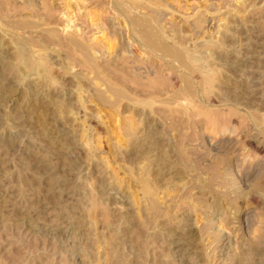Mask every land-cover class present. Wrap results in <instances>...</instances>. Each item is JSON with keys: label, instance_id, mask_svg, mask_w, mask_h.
I'll return each instance as SVG.
<instances>
[{"label": "rangeland", "instance_id": "obj_1", "mask_svg": "<svg viewBox=\"0 0 264 264\" xmlns=\"http://www.w3.org/2000/svg\"><path fill=\"white\" fill-rule=\"evenodd\" d=\"M0 264H264V0H0Z\"/></svg>", "mask_w": 264, "mask_h": 264}, {"label": "bare ground", "instance_id": "obj_2", "mask_svg": "<svg viewBox=\"0 0 264 264\" xmlns=\"http://www.w3.org/2000/svg\"><path fill=\"white\" fill-rule=\"evenodd\" d=\"M144 38L148 41V36L146 34H144ZM94 39V38H93ZM92 51V50H91ZM168 52L171 54V56L175 59H177L178 61H180L181 63L185 62V57L183 54L179 53V52H176V51H173V50H168ZM136 54V53H134ZM138 56V55H137ZM83 58V57H82ZM165 61V60H164ZM87 64L89 65V67L92 69L93 72H95L96 74H100V65H98V63H96L95 61L91 60V59H87L86 60ZM147 62V61H146ZM154 64V63H153ZM117 66V65H116ZM135 66V65H134ZM102 68V67H101ZM146 68V67H145ZM147 69V68H146ZM162 70V69H161ZM150 72V71H149ZM109 75V74H108ZM114 76V75H113ZM114 78V77H112ZM117 78V77H116ZM118 79V78H117ZM107 81V80H106ZM117 82V81H116ZM150 83V82H149ZM156 83V82H155ZM110 84V83H109ZM157 84V83H156ZM147 85V84H146ZM151 85H152V82H151ZM150 85V86H151ZM145 86V85H144ZM148 86V85H147ZM147 86L145 88H147ZM152 87H155V84L152 86ZM125 88V87H124ZM149 88V87H148ZM157 88V85L156 87ZM142 89V88H141ZM115 90V89H114ZM141 91V90H140ZM143 91V90H142ZM152 91V90H151ZM153 202V201H151ZM153 206V204H152ZM151 207V206H150ZM158 208V207H157ZM152 209V208H151ZM153 209H156V208H153ZM152 209V210H153ZM158 210V209H157ZM154 212V210L152 211ZM157 212V211H156ZM155 212V213H156Z\"/></svg>", "mask_w": 264, "mask_h": 264}]
</instances>
